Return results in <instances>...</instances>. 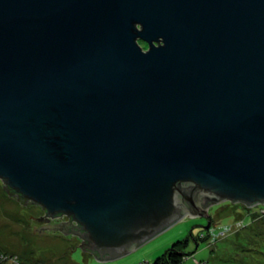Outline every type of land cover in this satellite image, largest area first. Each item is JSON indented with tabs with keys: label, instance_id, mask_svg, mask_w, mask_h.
<instances>
[{
	"label": "water",
	"instance_id": "1",
	"mask_svg": "<svg viewBox=\"0 0 264 264\" xmlns=\"http://www.w3.org/2000/svg\"><path fill=\"white\" fill-rule=\"evenodd\" d=\"M0 179L98 261L264 204V0H0Z\"/></svg>",
	"mask_w": 264,
	"mask_h": 264
},
{
	"label": "rangeland",
	"instance_id": "2",
	"mask_svg": "<svg viewBox=\"0 0 264 264\" xmlns=\"http://www.w3.org/2000/svg\"><path fill=\"white\" fill-rule=\"evenodd\" d=\"M3 184L0 180V247L13 255L27 256L26 264H152L172 243L183 239L186 247L181 249L179 264H264V212L256 206L213 203L203 215L188 212L121 257L98 261L91 251L81 249L79 235L42 227L65 217L39 221L44 217L42 207L20 203L7 194ZM212 228L215 235L202 240L201 233L211 234Z\"/></svg>",
	"mask_w": 264,
	"mask_h": 264
},
{
	"label": "trees",
	"instance_id": "3",
	"mask_svg": "<svg viewBox=\"0 0 264 264\" xmlns=\"http://www.w3.org/2000/svg\"><path fill=\"white\" fill-rule=\"evenodd\" d=\"M140 44L145 45L144 42H140ZM3 186H5L7 194L9 196L17 199L20 203L27 204L29 201L32 202V200L25 199L22 196H20L19 194L15 193L11 189H9L5 185V183L3 184ZM32 203H34V202H32ZM210 206L211 205H209L207 208H209ZM252 207L254 208V206H252ZM257 207H259V209H261L264 212V204H257L256 208ZM43 213L45 214L44 209H43ZM54 217H57V218L58 217H61V218L65 217V219H63V221L58 226H56V228L59 229V231H61V232L65 231L66 233L72 232L73 234H76L77 229L79 230L77 222L75 220H73L72 217L67 216L64 213L55 215ZM55 220H57V219H55ZM208 231H210V230H208ZM213 233H214L213 228L211 230V234H208V232L206 233L207 235L201 233L202 234V236H201L202 240L209 238V236H211V235H215ZM195 239L198 241V238H195ZM80 240H82L81 247L84 249V240L81 238H80ZM185 245H186V239L178 240V241L172 243L169 246V248H167V250L164 252V254H162L159 257H156V260L152 264H179V261L181 259L180 254L182 253L181 249H182V247H186ZM26 257H24L22 255H18V256L13 255L10 253V251L8 249L5 250V249H2L0 247V264H13V263H19V262H20L19 264H26L25 263ZM2 261H4V262H2ZM144 264H149V263L145 262Z\"/></svg>",
	"mask_w": 264,
	"mask_h": 264
},
{
	"label": "flooded vegetation",
	"instance_id": "4",
	"mask_svg": "<svg viewBox=\"0 0 264 264\" xmlns=\"http://www.w3.org/2000/svg\"><path fill=\"white\" fill-rule=\"evenodd\" d=\"M142 46H143V48H144V49H146V48H147V45H146V44H145V45H143V44H142Z\"/></svg>",
	"mask_w": 264,
	"mask_h": 264
}]
</instances>
